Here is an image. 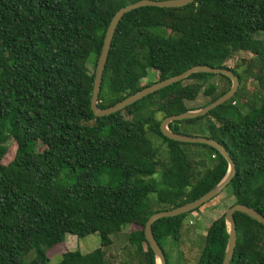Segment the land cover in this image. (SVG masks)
I'll return each mask as SVG.
<instances>
[{"label":"trees","instance_id":"1","mask_svg":"<svg viewBox=\"0 0 264 264\" xmlns=\"http://www.w3.org/2000/svg\"><path fill=\"white\" fill-rule=\"evenodd\" d=\"M138 1L0 0V264H51L50 252L64 247L68 236L93 234L100 236L99 249L65 250L59 264H113L107 258L111 236L126 227L139 261L156 264L145 237L148 220L199 199L227 175L228 162L215 148L173 141L161 132L166 117L199 109L185 102L203 96L205 107L226 94L232 82L224 75L193 74L120 112L94 115L95 72L106 32L120 9ZM241 53L252 55L246 71L258 69L264 89V0L141 7L117 27L98 106L113 107L154 84L143 85L150 71L160 82L195 66L225 68L241 84L243 75L227 66ZM240 91L208 115L169 128L188 135L183 125L202 123L190 136L217 141L235 162L227 186L234 205L264 216V99L249 105ZM11 141L15 157L4 164ZM190 148L199 149L195 156ZM204 206L153 223L167 264L161 241H178L188 214ZM225 215L208 228L197 264H223ZM234 218L231 264H264V226L243 213Z\"/></svg>","mask_w":264,"mask_h":264},{"label":"water","instance_id":"2","mask_svg":"<svg viewBox=\"0 0 264 264\" xmlns=\"http://www.w3.org/2000/svg\"><path fill=\"white\" fill-rule=\"evenodd\" d=\"M194 1L195 0H164V1L140 0L136 3L130 4L120 9L113 17L108 27V30L106 32L104 44L102 47V52L99 57L96 72H95V82H94V89H93L92 100H91V107H92L94 115L97 117H105V116H110L114 113L120 112L121 110L135 104L139 100L161 89H164L175 83L185 80L193 74L209 73V74H215V75H224L228 77L232 82V86L230 90L226 94L218 98L216 101L212 102L211 104L203 108H200L198 110L188 111L180 115H173V116L166 117L161 123L162 134L165 137L173 141H177L181 143L206 144L208 146L215 148L218 152L221 153V155L228 162L229 170L225 178L216 187H214L212 190H210L208 193H206L199 199L193 202H189L178 208H174L172 210L161 211V212L155 213L148 220L145 226V237H146V240L149 246L151 247L152 251L155 254L157 264H167V260H166V257H165V254L162 248L160 247L159 243L154 237V234L152 231L153 223L162 218H169V217H175V216L187 214V213L193 212L197 210L198 208L204 206L206 203H208L209 201L213 200L218 195H220L227 188V186L231 183L232 179L235 177V174H236L235 162L231 158L229 152L226 150L224 146L219 144L217 141L207 138V137L190 136V135L175 133L170 130L169 125L175 121L191 120V119H197L200 117H204L208 115L215 108L230 101L235 96V94L237 93L239 89V85H240L239 78L230 69L214 68L210 66H195L179 75L170 77L160 82H155L154 84L145 87L141 91L126 98L122 102L110 108H106V109L99 108L98 106L99 96H100V92L102 88L103 76H104V72L106 69V64L108 61L114 35L116 33L117 27L120 21L122 20V18L127 13L133 10L139 9L141 7L181 8V7H184V6H187L193 3ZM237 212L248 215L249 217H251L252 219L256 220L257 222H259L260 224L264 226V216L258 213L255 209L249 206L243 205V204L233 205L225 215L226 225H227L228 233H229V240H228V245H227V249L225 252L223 264H231V261L235 253V247L237 243V227H236L234 215Z\"/></svg>","mask_w":264,"mask_h":264},{"label":"rangeland","instance_id":"3","mask_svg":"<svg viewBox=\"0 0 264 264\" xmlns=\"http://www.w3.org/2000/svg\"><path fill=\"white\" fill-rule=\"evenodd\" d=\"M164 1V0H156ZM252 59V55L249 53H241L227 62V66L231 69H237L243 75V82L239 85L238 91L241 89L240 94H242L243 102L246 104H252L257 102L258 97L264 99V89L261 88L259 84V79L257 76L262 75L258 69H252L251 72H247L246 68L248 61ZM91 71H93V64L91 65ZM215 78L213 81H217ZM157 81V73L150 71L148 77L143 81V85L149 83H155ZM227 83H222L221 86H226ZM259 95V96H258ZM261 98V99H262ZM208 101L203 96H200L196 101L185 102V105L191 108H202L203 105ZM243 104V103H242ZM242 109V106L240 105ZM243 112L244 109H242ZM128 117V114H124ZM159 119H162V115H158ZM202 123L198 125H183L182 130L186 131L188 135H197L199 133ZM202 136V135H200ZM203 137V136H202ZM160 144V140H156ZM190 152L195 156L194 152H197L198 148H190ZM16 152V145L13 141L9 143V153L3 160L4 164H9L13 161ZM104 180V179H103ZM235 199L233 197L232 188H227L222 192L216 199L205 205L200 212H194L188 214L183 222L182 228L180 230L179 240L168 238L161 241V245L168 257L169 264H197L200 254L202 252L205 236L208 228L211 226L212 222L219 219L225 215L228 210L234 205ZM129 227H126L120 234L112 235L111 238L114 241V246L112 249L108 250V256L116 255V259L122 264V261L126 258L128 246V233ZM78 242V243H77ZM66 247L70 251L79 250L83 254L91 253L101 247V239L98 234H93L85 238L70 237L69 242ZM131 248V247H130ZM62 247L54 249L50 252L51 264H59L62 260V252L60 251ZM135 252V251H134ZM136 253V252H135ZM137 254V253H136ZM142 258V256L140 255ZM114 260V259H113ZM139 264H145V262H138ZM147 264V263H146Z\"/></svg>","mask_w":264,"mask_h":264},{"label":"crops","instance_id":"4","mask_svg":"<svg viewBox=\"0 0 264 264\" xmlns=\"http://www.w3.org/2000/svg\"><path fill=\"white\" fill-rule=\"evenodd\" d=\"M70 237H75V236H68L67 239H66V242L64 243V247H62V249H60L61 252L65 251V250H68L70 251L67 247H66V244L69 242L70 240ZM78 243V242H77ZM61 247V246H60ZM59 248V247H58ZM57 248V249H58ZM126 249H127V253H126V258L124 261H122V264H139V257L136 256V253L133 251V248H127L126 246ZM107 258L113 263V264H121L119 263V260L116 259V255L113 254V256H108L107 254ZM114 259V260H113ZM157 264V262H156Z\"/></svg>","mask_w":264,"mask_h":264}]
</instances>
